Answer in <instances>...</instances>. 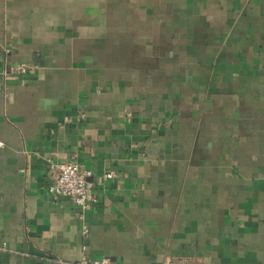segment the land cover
Instances as JSON below:
<instances>
[{
	"label": "crops",
	"instance_id": "0c3cea01",
	"mask_svg": "<svg viewBox=\"0 0 264 264\" xmlns=\"http://www.w3.org/2000/svg\"><path fill=\"white\" fill-rule=\"evenodd\" d=\"M104 257L264 264V0H0V264Z\"/></svg>",
	"mask_w": 264,
	"mask_h": 264
},
{
	"label": "built area",
	"instance_id": "2783aa9c",
	"mask_svg": "<svg viewBox=\"0 0 264 264\" xmlns=\"http://www.w3.org/2000/svg\"><path fill=\"white\" fill-rule=\"evenodd\" d=\"M28 66L22 65L18 68L20 74L28 72ZM50 174L53 183L49 187V193L54 199L61 197L71 198L75 204L82 208H88L96 202L93 192V183L90 181L92 172L82 170L76 162L51 163ZM114 177L113 172L104 175L100 180L107 181ZM59 264H116L110 257L101 259L83 258L78 262L57 261ZM162 264H187L184 261L166 260Z\"/></svg>",
	"mask_w": 264,
	"mask_h": 264
}]
</instances>
